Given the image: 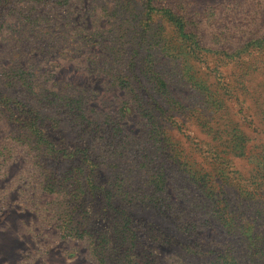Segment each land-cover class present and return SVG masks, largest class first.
I'll return each instance as SVG.
<instances>
[{"label":"rangeland","instance_id":"374dc122","mask_svg":"<svg viewBox=\"0 0 264 264\" xmlns=\"http://www.w3.org/2000/svg\"><path fill=\"white\" fill-rule=\"evenodd\" d=\"M135 3L140 14L147 13L146 1ZM115 11L113 0H0V75L18 67L30 68L35 75L34 86L22 95L30 100L26 107L13 101L19 92L13 83L9 86L3 80L0 84V264H208L212 257L232 250L242 254L244 264H264V186L255 191L257 200L241 205L240 211L251 215L246 226L240 221L230 226L217 218L216 211L221 208L211 206L206 194L211 182L223 198L226 193L245 198L254 191L248 181L259 178L250 179L256 174L253 165L256 162L263 168L264 162L259 163L253 155L225 156L230 164L225 169L222 154L204 158L193 175L202 170V175L212 176L209 184L180 174L171 176L151 198H136L134 202L122 198L121 208L110 200L108 190L117 188L122 173L136 179L127 173L131 156L109 155L119 143L116 135L110 133L103 142L84 136L92 124L73 114L70 94L75 91L89 106H95L93 112H101L102 119H118L126 124V130L146 134L151 128L154 120L147 119L148 108H132L130 95L108 80L112 58L107 43L121 41L125 29L131 30L136 22L119 25ZM136 36H126L124 41L130 39L134 47H146L145 40ZM131 53L132 49L128 56ZM211 62L212 67L218 62L216 69L226 75L240 74L218 59L211 58ZM163 69L169 73L172 67L164 62ZM171 80L176 98L189 107L185 110L167 104L171 112L162 118L169 129L176 123L174 116L185 123L171 128L175 138L171 145H191L193 151L196 144L211 149L203 143L211 137L201 132L193 116L200 96L178 78ZM139 89L146 92L143 85ZM147 89L150 95L141 101L152 106L151 114L159 113L154 104L157 95L150 86ZM158 100L162 103L161 98ZM32 107L35 111L30 112ZM124 108L127 114L122 113ZM247 112L251 115L253 111ZM252 135L262 137L257 131ZM86 146L103 156H89ZM180 150L174 146L168 152L174 165L185 164ZM97 161L101 162L95 167ZM183 179L185 192L179 182ZM164 198L178 209L193 212L191 220L197 229L183 233L189 223L162 211L158 204ZM200 203L203 206L199 207ZM163 204L168 208L167 202ZM185 254L189 259L182 257Z\"/></svg>","mask_w":264,"mask_h":264},{"label":"trees","instance_id":"16d2710c","mask_svg":"<svg viewBox=\"0 0 264 264\" xmlns=\"http://www.w3.org/2000/svg\"><path fill=\"white\" fill-rule=\"evenodd\" d=\"M113 1L116 9L114 16L119 25L132 23L134 20L136 22L131 30L125 29L126 33L119 35L121 41L107 43L112 58L108 66L111 70L108 72V80L130 95L132 108L138 111L140 108L143 110L148 108L149 112L146 113L148 117L145 116L148 120H154L150 124L151 128L146 134L134 129L126 130V124L120 123L118 119L111 117L102 119L101 112H93L95 106H89L81 96L75 95V91L70 94L72 99L64 95L66 100L70 99V103L74 104L73 114L92 124L85 129V137H98L97 139L103 142V139L111 134L116 135L118 136L116 141L119 143L109 150V155L124 156L127 153L131 156L132 162L127 173L136 175V179L125 173L121 174L122 179L118 180L117 188L108 190L114 205L121 208L122 198L128 202H134L136 198H151L152 192H159V187L166 186L171 176L179 177L180 174H187L203 185L209 184L212 176L202 175V170L193 174L196 171L194 168L200 166L202 160L211 155L222 154L223 169L230 165L225 160V156L229 155L239 157L253 155L259 163L264 162V0H201L200 2L199 0H142L147 3L146 14L145 12L140 14L134 0ZM158 20L159 26L156 27ZM129 32L131 34H127ZM136 35L140 36V40L141 38L145 40L146 47L140 44L134 47V44H131L134 41L130 39L124 41L126 36H132L134 39ZM140 48L145 49V52H140ZM130 49L133 53L128 56ZM211 58L218 59L225 64L224 67L229 66L240 74L233 76V74L226 75L225 71H218L216 66L219 63H215L212 67ZM164 62L171 65V72L167 73L163 69ZM9 68H12L11 65ZM135 73L143 76V80L141 81ZM34 77L30 68L18 67L14 70H4L0 75V84L3 80L7 84L13 83L19 92L12 99L17 105L24 106L30 100H24L22 95L34 86ZM172 77L187 84L191 91H195L200 96L199 103H196L193 109L195 112L193 116L201 132L205 133L207 138L211 137L208 140L201 138L203 143L211 148L206 150L201 149L196 143L194 151L191 145L185 147V144L175 143L174 146L181 149L179 152L185 162L184 165H174L173 156L168 152L174 148L171 145L174 144L175 139L172 138L171 128L176 124L183 127L185 123L172 115L176 123H172L169 129L167 122L162 118L164 113L171 112L168 111L169 102L185 110L189 108L176 98ZM220 77L222 80H219ZM139 85H143L146 92H141ZM147 86H150L157 98L162 100V103H159L158 99L154 100V104L160 110L159 113L151 114L152 106L149 108L141 101L150 95ZM234 90L232 97L231 93ZM62 98L65 99L63 95ZM123 102L125 105L128 103L126 100ZM65 104L68 105L67 101ZM248 109L253 111L251 115L247 112ZM33 111H35L34 107L30 108V112ZM122 113L128 112L124 108ZM91 115L92 117L89 118ZM245 115L248 118H245ZM255 116L260 118L261 123ZM252 131H257L262 137L252 135ZM39 134L42 135V132ZM188 137L192 139L191 135ZM85 153L93 158L103 156L91 146L85 147ZM100 162L97 161L95 167L99 166ZM259 167L255 162L253 171L256 174L252 173L254 176L250 179H257V175L259 178L254 182L248 180L255 190L246 194L245 198L242 195L233 198L230 193H226L223 198L214 183H210L206 194L211 200H209L211 206L218 205L217 207L221 208L216 211L217 218H221L230 226L238 221L246 226L245 223L251 215L248 216L240 209L243 203L259 198L258 195L255 196V191L263 189L264 186V179L261 178L264 177V167ZM188 176L184 178L187 177L188 180ZM179 182L182 191H188L184 179ZM145 186L151 189L144 190ZM165 202L168 208L163 204ZM161 203L158 205L162 211H167L171 217H178L184 224V221L189 223L188 226L185 225L183 233H186L187 229H197L196 223L191 220V216H194L193 212L178 209L174 202L168 203L165 198ZM201 206L203 205L200 203L199 207ZM238 216H240L239 220L236 219ZM138 217L143 219V216ZM241 255L238 254V250H232L217 258L212 257L208 260V264H244ZM182 257L189 259L190 256L185 254Z\"/></svg>","mask_w":264,"mask_h":264}]
</instances>
